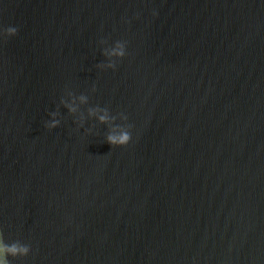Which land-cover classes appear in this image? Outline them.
Instances as JSON below:
<instances>
[{"label":"water","instance_id":"water-1","mask_svg":"<svg viewBox=\"0 0 264 264\" xmlns=\"http://www.w3.org/2000/svg\"><path fill=\"white\" fill-rule=\"evenodd\" d=\"M9 26L0 241L31 249L11 264H264V0H0Z\"/></svg>","mask_w":264,"mask_h":264},{"label":"clouds","instance_id":"clouds-1","mask_svg":"<svg viewBox=\"0 0 264 264\" xmlns=\"http://www.w3.org/2000/svg\"><path fill=\"white\" fill-rule=\"evenodd\" d=\"M153 15H156L153 12ZM18 29L13 26L7 28L0 27V40L9 37H15L17 35ZM127 55V43L125 41H117L110 48L105 50V56L108 58L109 62L106 65H100L101 68H107L115 70L117 67V62L124 59ZM68 100L61 99V104L68 109L72 114H76L79 110V106L87 103V97L85 95H80L79 97H73L71 93L68 94ZM50 119L46 121L45 127L49 130H53L60 125V120L58 117V112L50 113ZM89 117H95L99 123L110 125V131L104 138L105 142L112 147H125L132 140L131 126L126 123L127 116L124 113H119L117 116H111L107 110H101L99 108L89 109ZM119 118L120 124H116V120ZM78 127L84 126V118L80 117L79 120L74 121ZM91 132V129H89ZM31 249L27 245H22L19 243H4L0 241V264H11L10 257L24 258L27 257Z\"/></svg>","mask_w":264,"mask_h":264}]
</instances>
